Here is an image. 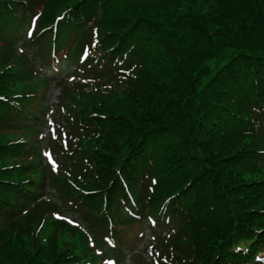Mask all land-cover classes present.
<instances>
[{"label":"trees","instance_id":"trees-1","mask_svg":"<svg viewBox=\"0 0 264 264\" xmlns=\"http://www.w3.org/2000/svg\"><path fill=\"white\" fill-rule=\"evenodd\" d=\"M64 54L76 74L138 75L67 88L48 177L8 132ZM148 217L169 264H264V0H0V264H95Z\"/></svg>","mask_w":264,"mask_h":264},{"label":"snow or ice","instance_id":"snow-or-ice-1","mask_svg":"<svg viewBox=\"0 0 264 264\" xmlns=\"http://www.w3.org/2000/svg\"><path fill=\"white\" fill-rule=\"evenodd\" d=\"M57 19H60V18L58 17ZM32 35H33V30L31 28H29V30L27 31V36L28 37H32ZM20 51L23 52L24 50L20 49ZM85 54H87V49H85ZM69 79H74V77H69ZM48 124H49V129L48 130L51 133V138L53 140L58 139L57 130L51 128L52 121H49ZM64 135L65 134L63 133L62 130L59 131V138H62ZM43 156H45L47 158L48 163L51 166V171L53 173L57 172L59 166H58L57 162L54 160L52 154L50 152H48V151H45V152H43ZM151 183H152V185H155L156 181L153 180ZM148 190L149 191H153L154 189L150 187ZM165 203H167V201ZM52 215H53V217L55 219L66 221L69 225H72L73 227H79L80 226L79 224L76 223V221H74V220H72V219H70L68 217L61 216V215H59L56 212H53ZM148 222L151 223V224H155V221L152 220L151 217H148ZM105 239H107V237H105ZM237 251H239V249ZM108 264H113V262L109 260Z\"/></svg>","mask_w":264,"mask_h":264},{"label":"rangeland","instance_id":"rangeland-1","mask_svg":"<svg viewBox=\"0 0 264 264\" xmlns=\"http://www.w3.org/2000/svg\"><path fill=\"white\" fill-rule=\"evenodd\" d=\"M56 88H53V90L51 91V95H50V100H55V97H56ZM46 135H47V132H46Z\"/></svg>","mask_w":264,"mask_h":264}]
</instances>
